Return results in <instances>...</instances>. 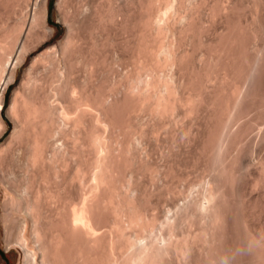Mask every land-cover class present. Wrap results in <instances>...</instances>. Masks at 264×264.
Segmentation results:
<instances>
[{"label": "bare ground", "instance_id": "bare-ground-1", "mask_svg": "<svg viewBox=\"0 0 264 264\" xmlns=\"http://www.w3.org/2000/svg\"><path fill=\"white\" fill-rule=\"evenodd\" d=\"M65 1L66 4H65ZM71 1V0H70ZM77 2H74L73 0L71 1L74 2L75 5H73L74 7H72L71 9H73V16L71 15V12L68 9V12L69 15H68V12L65 11L63 16L65 17V25H67V33L65 34V36L58 40L57 42H54V43H50L51 40L53 39V37L55 36L56 34V29L52 26V25H49L48 24V20H49V5H50V0H0V135H3L6 133L7 131V124L2 116L3 114V108H4V104H5V92H6V89H7V86L9 83H11L12 81H14L16 79V76H17V69L19 67V65H21L22 62L26 61V58L28 56L29 53L31 52H35V51H39L35 57H33V61H32V64L31 66L28 68L29 70H26V76L25 78H23L24 80L22 81L23 83L22 86H21V90L23 89V93L19 90L20 87H18V92L17 90L15 91V94L17 92V94L14 96H17L18 93L19 94H22V97L21 96H17L18 98L14 99L13 100V104H11L12 106H10L12 109H10V111H14L15 114L17 117H16V125H15V128L12 130V132L9 134L8 138H7V141L5 144L1 145L0 146V152L2 150V152L8 150L7 154H10L8 156H10V158H14V159H11L13 161H15L16 166L19 164L22 165L20 167H23L24 165L26 167L24 168H31L32 169H35L38 171L41 172L42 174V171L44 173V175L42 174V177L40 176L41 174H39V176L37 177V173L38 172H34V174H37L36 175V182L35 180H31L29 179V181L27 180L28 178H30L31 176H34V174L32 175H29L30 173H28L29 171V168H28V172L26 173L27 174V179L23 178L25 181L22 180V178L18 177V174H17V171L16 169L19 167H15L16 169L14 170V162L12 165L13 167L10 168V166L7 167L8 170L7 171V177H9L10 181H12V188H10L11 192H9L10 194L8 199H6V201L4 200L3 201V213H2V216H1V221H4L3 224L5 223V226L7 229L6 230V235L9 237L6 239V243L7 244H14L16 242V244L14 245H23L25 247V251L24 252H27V254L25 255L24 257V262H22L21 264H72L71 262L73 261V264L75 262V264H235L234 262H236V264H239L240 263H243V259L246 260L247 256H250L252 257L253 254L255 256H253L252 258H254V261L253 259H251L250 257H248V260L249 262H247V260L245 261L246 264H252L251 263V260L253 262V264H257L256 261L258 262V264H264V237L261 238L262 236L264 235H259L256 233H254L255 231H252L253 229H251V227H253V224L251 225L250 223L251 222H248L246 221L247 219L244 220V217H243V224H246V225H243V227L245 226L246 229H247V234L245 233V235L249 236L247 238V241L251 242V243H247L246 241V238H244L243 240L239 237V239L241 241H243V244L245 245V241H246V245H245V250H246V246H248L247 244H251V247H250V255L249 252L246 253L249 254V255H245V257L243 258H240L241 261H239V255L237 254L236 249V241H234V247H230L228 245L230 244H233L232 242L231 243H227L224 248H223V242H222V239L226 238V233H228L229 231H224L221 232V228L222 231L224 229H229V226H230V220L227 218L226 214L228 213H225V210L222 212V213H225L224 215H222L221 211L222 209L220 210V208L222 207L221 205H223V208L226 209L228 206V202L227 199V195L225 194L226 198L225 199V196L222 197V195H224V193H222L221 196H219V192H223V190L219 191L220 187L218 186V191H217V185L218 183H216L217 181L214 180L212 181V183L214 182L215 185H216V188L214 186V184H210L211 186H209V184L207 185V187L210 189V187H214V189L212 190H209L210 192H208L207 190V194L205 193L206 191L204 192H201V195L202 198L204 196V199H202L201 201V196L199 198H197L195 196V200L193 198H191L190 200H187L190 196L188 195L184 200L185 202H187L186 206H184L183 204L181 205L180 203L179 204H176L177 206H174L177 210H174L175 208H173L174 211H176L174 213V211L170 208L168 211L166 210V213L164 212L162 214V217L161 216H158L157 219L154 218V220H149L150 218H147L146 216L142 215L141 216H137L139 214H136L138 212L135 211V208L136 206L133 204V208L131 206V204L128 206L129 209H134L133 211L136 212V213H133L132 212H129L130 214L129 215H132V214H136L135 217L134 215V218H132L133 216H129L128 218H126L127 216H125V221H120L123 219V217L121 216L122 212L123 211H128V207H126L129 203V202H125V201H128L130 200V203H134V201L131 199H128V196L130 193L126 192V189L127 186H124L125 184L122 183V179L123 181H125L126 183V180H125V177H124V174L127 171L128 169L130 170H133V166H131V164L129 165V163H132L133 160H135V153L134 151H132L133 148H135V144L132 148V146L130 148H127V145L128 147L130 146V144L133 143V140L132 138H128L129 137V134L127 133V129L125 130L124 126H126V124L128 123H122V122H129L128 125H130L131 121L133 120V118L135 119L136 116L132 117V115H128V116H131L129 117L130 121H127L125 120V114L123 115V112L121 111L122 110V106L120 103H122L124 99H126L127 97H131L130 98H127L129 99V103L130 104H133L135 106H137V103L139 104L140 101H145L146 98H139L141 95L143 97L146 96V94H149L147 95L148 97H153V98H158L159 101L162 100L161 96L164 94V93H169L167 96L171 99V97L175 94V95H178L180 97V95L183 93L182 92V88H184V85L182 84L183 83V77L182 76H187V79H191V76L195 75V74H198L197 72L194 73L195 71L193 70H196L197 69H201V68H197V69H191L189 66H185V61L184 59L185 58V54L182 55L184 56V59L182 57L181 59V54L176 52L178 51L177 48H179V45H181L183 42H180L182 40V38H179V35L183 34V33H180L178 34L177 31L180 30L181 32V28L185 26V23L188 21L189 17L192 16V12L190 13L191 9L192 11L194 9H196V7L198 8V6H194L195 7L193 9V7L191 8L190 6H187V7H190L191 9H186V6H183V2L184 0H126L125 3H124V7L123 6V1L122 0V3H121V0H76ZM161 1H164L166 2V4L163 6L165 8L162 9V3H160ZM59 2V1H58ZM69 2V0H64L63 2H61V5L62 3H64V6H67V3ZM126 2L129 4H132L131 5V8L128 7V4L126 5ZM77 3V4H76ZM159 4L160 7H157L158 9H160L159 11H157L156 9V4ZM180 3H182L181 5H179ZM186 4V1L184 2ZM57 4H60L57 3ZM129 4V5H130ZM71 4L68 3V6H70ZM71 5V6H72ZM179 5V6H178ZM187 5V4H186ZM59 6V5H58ZM57 6V7H58ZM67 6V7H68ZM147 6V7H146ZM178 6V7H177ZM181 6V7H180ZM128 7V8H127ZM180 9H185V10H189V13L186 14L185 10L182 11L180 10L179 13H178V10H176L177 8ZM185 7V8H184ZM59 8V7H58ZM144 8H149V10L147 12H145L146 10ZM66 9V10H67ZM176 10V11H175ZM198 10V9H196ZM72 11V10H71ZM182 11V12H181ZM174 12H177V14H179V16H181V18L179 17L178 18V15H177V20L180 21L179 19H181V21H183L182 19V15H184V12L186 15L184 16H188L190 14V16L185 17L187 19L184 20V26H182L181 24V28L179 29L178 27H174L171 19H174V17H172L175 13ZM195 13H197V15L194 17V18H197L198 16V12L196 11H193ZM174 13V14H173ZM183 13V14H182ZM182 14V15H181ZM193 14V16H194ZM68 15V17L66 16ZM71 16V18H70ZM183 16V18H184ZM91 19V21H95V23H92L93 27L90 29L88 28L87 26V21L86 19L89 18ZM172 17V18H171ZM176 18V17H175ZM194 18H190L191 20L190 21H194L192 19ZM90 19L88 21H90ZM86 22H85V21ZM144 20H146V23L144 22ZM176 20V19H174ZM187 20V21H186ZM82 24H80V26L78 25L80 22H82ZM177 21V22H178ZM196 21V20H195ZM84 22L86 24H84ZM144 22V23H143ZM174 22V21H173ZM177 22H174L175 25L177 26ZM192 22L187 23V25L189 24L190 25V28L188 33L191 32V31H194V29L197 26V23L195 25V23L193 24ZM177 23V24H176ZM192 23V24H191ZM86 25L85 27L91 31H87L88 33H91V36L93 37L94 41H93V44H91L89 47L86 45L88 43V41L86 40L87 37H86V33L82 34V32L80 31V29L82 31H85V27L84 25ZM143 24H146L144 25V27H148L146 28L145 27V31L142 29V25ZM37 25H39V27L41 26L42 29H38V27H36ZM82 25V26H81ZM91 25V26H92ZM122 26V27H126L129 29L130 25L132 27H130V29H125V28H122V29H125L126 31L124 32H130V35L129 33H127L128 37H126L128 41V38H129V42L127 43V41L123 44V49H126L128 50V46L127 44H130L131 43V40H134L132 41L133 43V47H130L129 48V51H132L133 52V48H137V53H132L134 56H136V59L137 62H135V58L134 56H132V59L135 60L133 62V60L131 59V61L129 62L130 64L128 65H131L133 64L134 66L136 65L135 63H138L133 69V67L131 66H128L127 64H121L123 66V68L127 65L130 70V67L132 69L129 71V74L128 76H136L135 78L134 77H129L130 80H128V76H123L126 75V71L127 70V66L124 68L125 70V73H123L122 75H120V69L119 73L116 72L117 68L116 66H114V64H110L108 63L107 64V61L106 60L108 58V56L106 54H104L102 52V50L99 49L98 46H101V42L99 43L98 41V38L96 37V35H103L105 32L107 34H105L107 37H109V40L108 41H112L113 42V38L111 37H114L113 33L115 30V28L118 26L119 27ZM148 25V26H147ZM188 25V26H189ZM193 25H195L196 27H194ZM241 25V23H240ZM239 25V26H240ZM80 28H79V27ZM129 26V27H128ZM186 26V27H188ZM192 26V28H191ZM238 26V27H239ZM36 27L35 30L37 31H41V33L39 32V36L36 35L38 33H34L33 32V29ZM151 27V29H150ZM185 27V28H186ZM241 27H243V30H241L242 28H238V30L240 29V31L236 30V34L235 37L237 36L238 40H236V43L235 44H238L237 41H239L241 39V37H245V34L243 35L242 32H245V30H247L248 32V29H246L245 26H243V24L241 25ZM120 28V27H119ZM199 28L198 27V31H199ZM245 28V29H244ZM86 29V30H87ZM118 29V28H116ZM148 29H150L149 31L151 30H154L156 33H160V34H156L152 32H148ZM166 29V30H165ZM179 29V30H178ZM184 29V28H183ZM182 29V30H183ZM192 29V30H191ZM195 29V31H197ZM201 29V28H200ZM142 30L144 31V33H146L145 35H147V32L149 35L148 38L149 39H152V41L154 39H161L162 38V34H165L167 30L168 33H170V35L173 33H176L178 36L176 38V35H175V38L179 41V45L177 46V42H175V46H173L172 44L169 43H165L166 42V39H169V37H174V35L172 36H169L166 35V36H169L167 37L166 39L163 38L161 39L162 40H165L161 45H162V48L160 46L159 50H155L157 49L158 47V39L156 41V43L154 42L155 46L152 47L154 48L152 50L149 49V47H151V42L150 45H148L146 43V41L144 42V39L146 38V36L143 34ZM147 30V31H146ZM164 30H165V33H164ZM177 30V31H176ZM185 30V29H184ZM191 30V31H190ZM36 31V32H37ZM163 31V33H161ZM172 31V33L170 32ZM186 30L185 31H182V32H187ZM117 32V31H116ZM43 35L41 36L40 34ZM238 33H240V39H239V35ZM241 33H242V36H241ZM246 33V32H245ZM254 33V32H253ZM94 34H96L94 36ZM113 34V35H112ZM36 35V36H35ZM104 35V36H105ZM112 35V36H111ZM165 35H163L165 37ZM180 37H183V40L185 39L184 36H187L186 34L182 35ZM247 35V33H246ZM256 36V33L253 34V36ZM145 36V38H144ZM156 36H159L156 38ZM161 36V38H160ZM248 37H250L249 33L247 35ZM254 36V37H255ZM95 37V38H94ZM151 37V38H150ZM235 37L232 38L235 40ZM248 37L247 40L249 39ZM97 38V39H96ZM243 39L244 40H246ZM221 38L219 39H216V41L214 43H211L212 46L214 44V50H215V46L217 47L218 45H220L217 41H219ZM223 39V38H222ZM221 39V40H222ZM230 40L233 41V40ZM124 40V41H125ZM220 40V42H221ZM245 41L243 42L242 39L239 41L240 42H243L242 44H244V46L246 47L247 45V48L249 47V43L248 41ZM150 41V40H149ZM161 41L159 42V44L161 43ZM168 41V40H167ZM199 41H201V38L199 39ZM224 41V40H223ZM222 41V45H223V42ZM111 42V43H112ZM135 42V44H134ZM218 45H216L217 43ZM247 42V43H246ZM181 43V44H180ZM200 44L203 42H199ZM45 44L46 47L44 49L41 50V47L44 46ZM144 44H147V47H148V50L146 51L145 49L143 48H146V45ZM153 44V45H154ZM164 44H169L173 47H175L172 51V48L171 47H167L166 45L164 46ZM174 44V42H173ZM234 44V45H235ZM246 44V45H245ZM131 45V44H130ZM152 45V46H153ZM168 45V46H169ZM204 45V44H203ZM208 44H206L207 46ZM210 45V44H209ZM220 45V51L222 53H224L225 49H228L226 50L227 53L223 54L224 57L227 56V58H224L220 53L219 50H216L215 51H212L210 49L212 48H207V51L209 50V54L208 56H211V57H207L208 59L212 58V56L214 54H216V51H219L220 54H216L217 56L214 55V57H218L217 59L216 58H212L215 59V64H217L218 62H223L224 59H225V63L226 65H224V67L226 66V68L228 67V70L230 69V71H224L222 70L223 66H222V63L220 65V63H218L217 65H220V68H222L221 70L219 69V66L217 67V65L214 64V67L213 66V63L214 62H210L213 66V68H211V64H208L207 61H212V60H206L204 61V58L202 59L204 61V64H201L202 65H205L206 62L208 64V68L206 69L205 66H202V65H199L200 67L203 68V70L205 69V71H210V69H214V70H219L220 71V74L219 75H224L225 73L224 72H228L229 74H225L227 76H223L222 77H219L218 75H215L213 74V71H210L207 73V76H206V72H205V76L209 79L212 80V76L214 75V77L216 79H218L217 77L221 78V81L220 83L223 81L225 82L228 77L230 78L229 80L233 83H235L236 81H239L238 83L239 84H234L236 85V88L238 87L237 85H239V87L241 89H239V87L237 90L235 87V89L240 93V91L242 90V87L240 84H242V80L240 78V76L242 75L241 74H238L239 72V67L242 68V66H244L245 64V61L246 59H244L245 57L247 58L248 57V62L247 65H251L252 69L250 68L249 71H253L254 67L257 65L260 66L262 64V61L264 60V48L262 50V47L261 46H258L259 48L256 47V52L255 51H251L249 53V50H248V54H244L243 53V50L244 49L243 47H241V43H240V47H237L238 49L236 50V45L235 47L232 46L235 51H238V53H240V49H241V53L243 54V56L245 55V57L243 58L242 57V54H237V52L235 53V51H233L234 49L229 45L227 48L226 46L223 45ZM231 45H233L231 43ZM132 46V45H131ZM164 47V48H163ZM209 47V46H207ZM211 47V45H210ZM230 47H231V50H230ZM261 47V48H260ZM264 47V46H263ZM221 48H223V50H221ZM225 48V49H224ZM240 48V49H239ZM247 48H245L246 52H247ZM125 49V50H126ZM133 49V50H131ZM177 49V50H176ZM250 49V47L248 48ZM260 49V50H258ZM123 50V52L125 51ZM151 51L152 50V53L155 52V54L153 55L154 57H152L151 52H150V57H152V61L155 60L153 58H156L157 62L159 63V61H162V64L164 63L163 60L161 58H163V56L161 55H158V51L159 53L162 52L163 50V54H164V57L166 55H170V53L174 52L175 50V54L173 55L172 54V58H170L171 60H173L174 58V62L175 61H179V59H177V57H174L175 55L182 60L184 61L182 65L185 66V70H186V74L182 75L183 72L185 73V70H181L182 67H180V65L182 64V62L179 61V68L177 69L179 71V69L181 71H179V73L181 74H176L177 73V70H176V73L175 72V64L174 62L172 64H174L173 66V75L176 74L178 75L177 77L180 78V76L182 77L181 78V81H177V77H174L172 75V72H171V65L169 62H168V65L170 64V67L168 68L171 72V75L169 77V75H167L168 73L164 74L162 73L164 70L167 69V64L166 65H156L157 62L156 60L154 62H152V65L149 66L150 68L153 66V69H154V66L155 67H160V68H163L164 69H160L161 74H159V68H155L154 70L152 69H148V67L145 66V68H147V70L144 68V70H141L143 69L141 67V63H142V60H139V55H143L145 56L146 54L143 52L146 51ZM155 50V51H154ZM171 50V51H170ZM129 51H125V52H129ZM136 50H134L135 52ZM140 51L142 53H140ZM157 51V52H156ZM206 51V50H204ZM212 51V53H211ZM229 51V52H228ZM234 52V54L232 52ZM103 53V55L107 56L106 58L101 54ZM215 52V53H213ZM252 52L254 53V55L252 56ZM120 53V52H119ZM117 54L120 55V54ZM208 53V52H207ZM123 53H121V56L119 57L118 60H120V58L122 56L123 59L125 58V53L124 55H122ZM127 54V53H126ZM136 54V55H135ZM148 54V53H147ZM212 54V55H210ZM227 54H233L232 56H235L236 54V59L237 61H234L233 63H236L238 62V60H242L241 58L238 59V56L239 57H242L244 60L243 63L239 60V64L236 63L233 64L232 62H230V60L233 58L229 57V55ZM251 55V59L252 60H249V57ZM262 54V56H261ZM129 55V54H128ZM140 55V56H141ZM148 55V56H149ZM156 55V56H155ZM205 55L206 52H205ZM226 55V56H225ZM230 55V56H231ZM238 55V56H237ZM241 55V56H240ZM249 55V56H247ZM142 56V57H143ZM160 57V59H158ZM220 56H222L224 59L221 61H219L218 59H220ZM117 57V58H118ZM141 57V58H142ZM168 57H171V56H166L164 61L165 60H169ZM221 57V58H222ZM140 58V59H141ZM144 58V57H143ZM142 58V59H143ZM229 58H231L230 60H228ZM261 58V59H260ZM105 59V60H104ZM235 57H234V60H236ZM260 59V61H259ZM122 60V59H121ZM120 60V61H121ZM144 60V59H143ZM171 60H169L171 62ZM201 60V61H202ZM106 61V64L104 63ZM166 61V63H167ZM202 61V62H203ZM227 61H229L231 64H232V67L230 65L227 66V64H229ZM260 62V63H257V62ZM117 62V61H116ZM141 62V63H140ZM227 62V63H226ZM241 62V64H240ZM155 63V64H154ZM251 63V64H250ZM105 64V65H104ZM144 64V62H143ZM154 64V65H153ZM161 64V63H160ZM177 64V63H176ZM206 64V65H207ZM101 65H104L106 66L107 68V65H110V66H113V70H114V67H115V72L112 70V68H108L107 70L109 71L107 73V71H103V69L101 68ZM116 65V64H115ZM140 65V66H139ZM237 66L236 68L233 67V66ZM242 65V66H241ZM109 66V67H110ZM144 67V65H142ZM162 66V67H161ZM210 66V68H209ZM222 66V67H221ZM205 67V68H204ZM255 68L254 72V75H255V72L256 70L259 68ZM101 68V69H100ZM104 68V67H103ZM187 68L192 71L190 73H193V75L189 74L188 76V70ZM231 68L233 69V71L231 70ZM102 70L103 71V74H105L104 76L106 78L107 77V74H110L111 76H109V80H107L106 78H104L103 81L107 80L109 83L112 84L111 82V78L114 77L113 74L116 73L119 74L121 76V80H118L120 78L119 75L115 76L114 79L116 77H119L117 80L115 79V82L117 81H120V82H123V83H118V85L114 84L115 82L113 81L114 79H112V81L114 82L112 84V86L108 85L107 89L106 86H105V82H103V84H100V86L97 87V85H95V81H93L95 78V74H97L96 72H100L99 71ZM156 69L158 70L156 72V74H159L161 75V77H159L158 75L154 74L156 71ZM236 69V70H235ZM238 70V72H236ZM244 69H249L247 68V66H244ZM112 70V71H110ZM122 70V69H121ZM124 70H122L124 72ZM135 70V71H134ZM136 70H137V75H136ZM142 71V75H141V71ZM146 70V72H144ZM132 71V72H131ZM148 71H151L150 74ZM231 71L238 74L239 78H237L238 76H235V74L233 75L234 78H236V81L233 80L234 78L230 75H232ZM244 70H242L243 72ZM105 72V73H104ZM110 72H112L113 74H111ZM135 72V73H133ZM169 72V71H168ZM169 72V74H170ZM182 72V73H181ZM203 72V71H201ZM215 71L214 73L215 74H218L219 72ZM222 72V73H221ZM241 72V71H240ZM131 73H133L131 75ZM143 73L144 75L146 76V74L150 77L152 76L149 80L152 81L153 77H154V80L152 81V83L155 81V83L157 82V84L153 83L154 85H152V83H148L147 84V79L145 77V81L143 78ZM146 73V74H145ZM151 73H153L151 75ZM231 73V74H230ZM250 73V72H249ZM247 74V71L245 70V74H247L246 77H243L246 79V82L248 81V83H251V80H249L250 78H253V75L250 73V74ZM200 74V73H199ZM236 74V75H237ZM244 74V73H243ZM113 75V76H112ZM191 75V76H190ZM201 76H203L202 74H200ZM200 75H197L196 76V80H195V83H194V79H195V76H193V81L192 80H186L188 85H190V83H194L196 85H192V88L190 89L189 87L186 86V81H184V84H185V89H187L188 91L189 90H194L195 87L197 88V83L196 81H198V83L200 81H204L206 83L207 82V78H201ZM208 75H212L211 77L208 76ZM155 76H157V81L155 80ZM184 76V77H185ZM198 76L200 78H198ZM203 76V77H205ZM249 76H251L249 78ZM111 77V78H110ZM124 77H127L126 81L123 80ZM148 77V78H149ZM190 77V78H188ZM232 77V78H231ZM162 78V80H161ZM165 78V80L163 79ZM198 78V79H197ZM227 78V79H225ZM134 83H133V80ZM158 79L159 82H158ZM186 79V78H185ZM225 79V80H224ZM239 79V80H238ZM123 80V81H122ZM132 82V84L130 85L128 83ZM183 80V81H182ZM227 80V81H229ZM253 80V79H252ZM124 81H125V84H124ZM165 81L166 85L164 84L162 86V89L167 88V90H162L161 87H157V86H160V84L162 85ZM181 82V83H177V82ZM189 81V82H188ZM202 81V82H203ZM210 81V80H209ZM216 80L214 81H211L213 83H215V85L217 86V84H219ZM227 81L225 83H227ZM229 81V82H230ZM235 81V82H234ZM244 81V80H243ZM94 82V83H93ZM129 84V87H125L127 85V83ZM147 84V86H149V89H150V86L158 91V93L160 94L159 96L158 93H156V97L155 95H151L154 94V89H150V91H148L149 89H145L144 87H142L145 83ZM175 84H174V83ZM200 82L198 87L200 86L202 89L203 87H205L207 84L205 83L204 85H202ZM222 82V85H224ZM227 83L225 86V89H229V90H225L224 89V86L221 87L222 90H220V86L218 85L217 87H219L218 91L216 90L217 87H215V85H213V89H214V92L217 91V93H213V90H212V97L213 95L215 94V96L217 98H221L220 95H222V97L228 95L229 96V93L231 96V98L229 97H225L224 100H228L227 102V106L225 107L227 110H229V112L224 108V106H222L224 109H225V114L227 116V118H223V121L224 122H228L229 118H230V115H231V118L234 117L232 115H235V111H239L240 109V106L238 107L237 106V103L238 100L237 99H240L239 101H241V98H243L241 95V97L239 98V94L237 95L236 93L237 92H233L235 91L234 88H231L233 83ZM245 82V81H244ZM243 82V83H244ZM245 82V83H246ZM160 83V84H158ZM178 85V87L180 86V84H182V88H178V91L180 89V91L182 92L181 94H178L179 92L176 90L177 88H175L176 86L175 85ZM244 83V84H245ZM108 84V83H106ZM124 84V85H123ZM143 84V85H142ZM151 84V85H150ZM201 84V85H200ZM104 85V87H103ZM115 85V86H114ZM123 86V87H120V86ZM142 85V86H141ZM156 85V86H155ZM175 86L172 88V86ZM190 85V86H191ZM221 85V86H222ZM233 85V86H234ZM243 85V84H242ZM96 86V87H95ZM146 86V87H147ZM231 86V87H229ZM112 87V88H111ZM115 87V88H114ZM117 87V88H116ZM119 87V88H118ZM144 89V92L145 95L142 93V89ZM171 87V88H170ZM198 88L195 89L196 91H198V94L197 92L195 91V93H193L194 95L196 94V96L199 95L201 100H205V97H202V93H200V89L201 88ZM228 87V88H226ZM160 90H158V89ZM165 88V89H166ZM189 88V89H188ZM113 89V90H111ZM116 89V90H115ZM171 89V90H170ZM177 91L175 93V91ZM182 89V90H181ZM201 89V90H202ZM231 89V91H230ZM233 89V90H232ZM148 92H147V91ZM171 92H170V91ZM173 90V92H172ZM186 90V91H187ZM205 90V89H203ZM132 91V92H131ZM167 91V92H166ZM169 91V92H168ZM184 91V90H183ZM187 91V92H188ZM207 91V90H206ZM204 93V95L206 96V93L207 96L211 95L210 92H206ZM222 91H226L225 93ZM230 91V92H229ZM150 92V93H149ZM163 92V93H161ZM186 92V93H187ZM194 92V91H193ZM202 92V91H201ZM221 92V94H220ZM233 92V93H232ZM133 93H135V96ZM171 93H173L171 95ZM220 95H219V94ZM232 93V94H231ZM243 92L241 91L240 94H242ZM130 94H133L134 95V100H133V96L130 95ZM162 94V95H161ZM185 94V92L183 93ZM182 94V95H183ZM234 94H236V99H235V96ZM129 95V96H128ZM140 95V96H139ZM151 95V96H150ZM166 96V94H164ZM163 95V96H164ZM224 95V96H223ZM139 96V97H138ZM141 96V97H142ZM146 96V97H147ZM164 96V99L163 100H169V98L166 96L165 98ZM219 96V97H218ZM234 96V98H233ZM138 97V98H137ZM174 97V96H173ZM172 97V98H173ZM177 97V96H176ZM175 97V98H176ZM211 97V96H210ZM208 97V100H210L211 98ZM212 98V99H217V98ZM238 97V98H237ZM21 98V99H20ZM138 101H136L137 99ZM161 98V99H160ZM168 98V99H167ZM204 98V99H203ZM227 98V99H226ZM229 98V99H228ZM19 99V100H18ZM120 99V100H119ZM126 99V100H127ZM136 99V100H135ZM144 99V100H143ZM156 99V100H158ZM207 99V97H206ZM210 100V102H212L213 100ZM232 99V103L231 104L230 100ZM235 99V100H233ZM20 100H22L20 102ZM120 101L119 105L121 107V110H120V113L119 115L121 116V118H123L124 120L121 119L119 117H115V119H110V117H113L115 115H111L113 109L117 108V102ZM124 100V101H126ZM130 100H133L130 102ZM220 102H217L220 104L222 103L220 99H218ZM222 100V101H224ZM19 101V102H17ZM137 102V103H136ZM214 102V101H213ZM226 102V101H225ZM19 103V104H18ZM126 103V102H125ZM128 103V101H127ZM142 103V102H141ZM216 102L212 103V104H215ZM216 103V104H218ZM236 103V106L239 108H237V110H235L234 108V105ZM242 102H240L241 104ZM228 104H231V105H228ZM239 105V104H238ZM16 106H18V110L15 109ZM134 106V107H135ZM230 106H232V111L233 112L234 110V113H230ZM119 107V109H120ZM133 107V105H132ZM229 107V109H228ZM223 108H220L224 111ZM15 109V110H14ZM6 111V110H5ZM19 111V113H18ZM13 112V113H14ZM116 112V110L114 111ZM113 112V114H114ZM117 112H119V110L117 109ZM116 112V113H117ZM228 112V114H227ZM5 113V112H4ZM115 113V114H116ZM230 113V115H229ZM110 114V115H109ZM110 117H109V116ZM117 115V114H116ZM19 116V117H18ZM103 116H105L103 118ZM124 116V117H123ZM127 116V117H128ZM105 119L107 121V119L109 118L108 121H115L116 119V123L118 126L117 128H122L121 127V123L124 124L123 126V129L122 130H125V132L128 134H124V131H123V134L124 136L126 135L128 140L127 139H122L121 140H125V141H128L131 139V143L129 142V144H127L128 142H125L124 141V144L123 142H121V140H119L123 145H121L120 143V147H117L116 148H119L117 150H115V154H113L111 151H109L110 149H112V147L114 148L115 146H112V145H116V144H111L112 140L109 139V137L111 136V132L108 130L109 128H107V126H110L111 122H106L104 121L103 119ZM107 118V119H106ZM114 118V117H113ZM132 118V119H131ZM230 118V119H231ZM119 119V120H118ZM228 120V121H227ZM135 120H133L132 124H134ZM112 122V123H113ZM120 122V124H119ZM223 122V125L227 124V123H224ZM107 123H110L109 125ZM115 123V122H114ZM115 124V126H116ZM114 125V124H112ZM98 127L104 129V130H107L106 131V135L107 136H103L101 133H102V130H98ZM98 131L100 133H98ZM110 132V133H109ZM104 135H105V132L103 131ZM108 133V134H107ZM110 134V136H109ZM122 136V137H124ZM125 136V137H126ZM111 138V137H110ZM108 139L109 141H111L110 143L108 142ZM107 143H109V146ZM127 145H126V144ZM118 144V146H119ZM6 145V146H5ZM110 147V149L108 148V146ZM126 145V146H125ZM133 145V144H132ZM3 148H7V150L5 149L3 151ZM114 148V149H116ZM127 149H130V152L132 154H135L133 156H130L131 153L129 154V151ZM134 150V149H133ZM113 151V150H112ZM128 151V153H127ZM1 152V153H2ZM2 153L3 155L6 153ZM118 152V155H116ZM0 153V155H2ZM6 154V155H7ZM129 154V155H128ZM3 155L0 157V159L3 157ZM113 155H114V158H113ZM116 158V159H115ZM131 158H134L132 159V161L130 162V159ZM17 161V162H16ZM251 162V160H250ZM258 162V161H257ZM248 165H249V162H247ZM254 163V161H253ZM130 167H129V166ZM132 165H134V162L132 163ZM127 168V169H125ZM34 170V171H35ZM130 170V171H131ZM26 171V169H25ZM33 171V170H32ZM31 171V173H32ZM39 172V173H40ZM124 172V174H123ZM132 173V171H131ZM134 173H135V169H134ZM132 173V174H134ZM123 174V175H122ZM26 175H24L23 177H25ZM123 176V177H122ZM125 176H127V174H125ZM112 178H113V184H116V182L118 183L117 185H120L122 186L120 183L123 184V190H124V194L126 192L127 195H125L124 197V201L122 200V193H123V190L122 188L120 187V189L116 188L117 185H114V187L116 188V190L120 191L121 190V197H119L118 195H115L117 193H112V190L114 192L115 188L113 187L112 190H110L111 185L113 186L112 183ZM120 178V179H119ZM38 179V181H37ZM27 180V181H26ZM116 180V182H115ZM119 181V182H118ZM121 181V182H120ZM135 181V180H134ZM210 181V182H211ZM132 184V182H130ZM130 189H127V191L131 192L133 190H131V188L134 187V185H128ZM131 186V187H130ZM133 186V187H132ZM118 187V186H117ZM135 187H137V185H135ZM134 187V188H135ZM216 189V191H214ZM108 190H110V193L108 192ZM136 190V188H135ZM134 190V191H135ZM107 192V194L109 193L111 195L109 198L113 200V198L115 199L114 196H116V199H120V200H116L117 202H122L121 203V206L119 207V209H122L121 211L118 210L116 208V206H114V204L116 205V201L113 200V202L111 200H108L107 198V201L104 199L105 196H107V194H105ZM136 192H138V188H137V191L133 192L135 193V195L133 194V197H131L132 199H134L135 201L138 200L140 198V200L136 201V202H139L141 201V194L138 192L137 194H140L138 195L139 197L137 198V194ZM120 193V192H119ZM132 193V192H131ZM221 194V193H220ZM120 195V194H119ZM131 195V194H130ZM109 196V195H108ZM135 196V198H134ZM127 197V198H126ZM193 197V196H191ZM219 197H221L222 199H220ZM7 198V197H6ZM219 198V199H217ZM224 198V199H223ZM126 199V200H125ZM199 199V200H198ZM222 202H219L221 201ZM225 200V201H224ZM182 202V203H185V202ZM192 201V202H191ZM118 202V203H119ZM219 202V203H218ZM224 202H227L224 204ZM126 203V204H124ZM189 203V206L187 205ZM220 203H222L220 205ZM124 204V205H123ZM117 205H120V204H117ZM126 205V206H125ZM179 205H181L179 207ZM191 205V206H190ZM123 206V208H121ZM125 206V207H124ZM131 207V208H130ZM190 207H193V208H190ZM220 207V208H218ZM226 207V208H225ZM110 208H112L111 210L114 211V213L110 210ZM127 208V209H125ZM180 208V209H179ZM188 208L192 209L191 212H189ZM107 210V211H106ZM111 211L112 213V218L114 219L113 216H115V219L114 221L112 220V223L110 221V218L111 216H109L108 213H105V212H108ZM130 210V211H131ZM125 211V213L123 212L122 215L126 214L127 212ZM171 211L172 214H171ZM227 211V209H226ZM168 212V213H167ZM110 213V212H109ZM132 213V214H131ZM105 214L109 217H106ZM114 214V215H113ZM119 216V217H118ZM148 219L149 220V223L151 224H148L147 221H145V219ZM223 216H226L227 219H225ZM245 216V215H244ZM196 218L198 220V223L197 224L195 221V219H193L192 221L195 222L197 224H192V225H195L197 228L199 227L200 230L198 229H193V227L195 226H192L189 224V221H191V218ZM105 218L106 221H105ZM111 218V219H112ZM119 218H122V219H119ZM246 218V216H245ZM156 220V221H155ZM189 220V221H188ZM228 220V221H226ZM249 220V219H248ZM107 221H110V225ZM120 221V222H119ZM129 223H128V222ZM155 221V222H153ZM191 221V222H192ZM225 221L226 222H229V223H226L228 225H226V228H225ZM106 222V223H105ZM125 222V224H127L126 226L123 225V228H122V224ZM127 222V223H126ZM186 222V223H185ZM187 222L188 224L190 225V228L192 229V231L190 229H187L186 231V228L189 226L187 225ZM246 222V223H245ZM105 223V224H104ZM108 223V224H107ZM122 223V224H120ZM249 223V224H248ZM232 224V223H231ZM131 227L129 230L126 228V227ZM184 225L186 228H184ZM200 225V226H199ZM125 226V228H124ZM192 226V227H191ZM195 227V228H196ZM232 228V226H230ZM244 227V229H245ZM183 228V230H182ZM230 228V229H231ZM127 229V230H126ZM229 229V230H230ZM122 233L119 234L120 231H122ZM126 230V231H125ZM133 230V231H132ZM182 230V231H181ZM193 230H196V231H193ZM199 232H198V231ZM129 231V233H127ZM131 231V232H130ZM226 232V233H225ZM222 234H224L225 236H222ZM124 237L125 239L121 238L120 237ZM250 240H249V239ZM9 239V240H8ZM120 239V240H119ZM123 243L126 242V245H124V247L126 248H123V245L121 247L120 244H123L122 242L120 243V241H123ZM224 242H226V240H224ZM238 239V242H240V240ZM234 240V239H233ZM232 240V241H233ZM15 241V242H13ZM9 242V243H8ZM119 242V243H118ZM227 242H228V239H227ZM20 243V244H19ZM120 245L119 248H117V246H119L118 244ZM11 244V245H12ZM13 245V246H14ZM240 246V245H239ZM7 247H9V245H7ZM11 247V246H10ZM229 247V249H236L235 250V253L234 250L232 251H229L228 253V250L226 251V249ZM244 247V246H243ZM23 248V247H22ZM124 249L121 251V249ZM223 248V249H222ZM248 248V247H247ZM252 248V249H251ZM9 249V248H8ZM120 249V250H118ZM126 249V250H125ZM224 250L223 252H225V255L223 254V252L221 251ZM10 250V249H9ZM24 250V249H23ZM253 250V252H252ZM118 251H121L120 254ZM198 251V256L196 259L194 257L195 254H197ZM227 252V253H226ZM255 252V253H254ZM234 254L231 255V254ZM223 254V255H222ZM226 254H230V257L229 255L226 256ZM236 255V256H235ZM225 256V258H224ZM231 256L235 259H233L234 261L231 262L232 260H230ZM239 256V257H238ZM223 257V258H222ZM229 257V258H227ZM195 258V259H194ZM256 259V260H255ZM238 260V261H237ZM195 261V262H194ZM243 261V262H242ZM98 262V263H97ZM177 262V263H176ZM2 264V262L0 263Z\"/></svg>", "mask_w": 264, "mask_h": 264}, {"label": "rangeland", "instance_id": "rangeland-1", "mask_svg": "<svg viewBox=\"0 0 264 264\" xmlns=\"http://www.w3.org/2000/svg\"><path fill=\"white\" fill-rule=\"evenodd\" d=\"M58 1L60 2V4H57V3H59ZM63 1L64 0H54V6H53V10H52V14L51 15H52L53 22H55L58 25L56 26V25H54L53 23H51L48 20V24L49 25H52L56 29V31H57L56 34H55V36L53 37V39L51 40L50 43L57 42L58 40L62 39L65 36V34L67 33V25H65V22H64L65 21L64 20L65 17L63 15L66 14V13H64L65 11L68 12V9L67 8L70 7L69 10L71 12V15L73 16V13H72L73 12V9H71V8L74 7L73 6V5H75L74 2H77L76 0H73L74 2L71 3L72 0L71 1L69 0L68 3L71 4V5L73 4V5L72 6L71 5L68 6V3H67V6H68L67 7V6H64V3H62V5H61V2H63ZM125 1L126 0L123 1V6H124ZM185 1H186V4L187 5L184 3ZM66 2L67 1H65V4H66ZM184 2H183L184 5L182 3H180L179 5L182 4L183 6H186V9H189V10L193 7V5L194 6L195 5L198 6V8L196 7V9H198V10L194 9L195 7H193V9H194L193 11L198 12L197 18H194L197 15V13L193 12L192 9H191L190 13L192 12L191 13L192 16H190V14L188 15V16H190L189 19H188V21L190 23V22H192V21H190L191 20L190 18H194V19H192V20H194L193 22L195 23V25L197 23V26L200 27L201 29L199 28V31H198L197 30L198 27H196L195 25H193L194 27L197 28V29L195 28L197 31H195V29H194V31H191L192 30L191 29L190 30L191 32H189V34H187L188 31H189L188 28H190V25L189 24H188L189 26L187 25V23H188L187 20H186L187 21L186 23L184 22V20L188 18V16H184V15L188 14L189 13V10L180 9V7H181L180 6L179 8L176 9V10H178V13H179L180 10H182V11L185 10V12L187 11L186 14H185V12H184V15H182L183 13L181 14L183 21H181V19H179L180 21L177 20V15H178V18L179 17L181 18V16H179V14H177V12H174L175 14L173 13L174 15L172 16V17L175 16L176 18L174 17V19H176V20H174V19H171V20H173L174 22H177V21L179 22V23L177 22L178 24L176 23L177 24V26H176L175 23L172 21L174 27H176V28L178 26L181 28L182 26H184V23H185V26L181 28V32L179 30L180 29L179 27H178L179 28L178 29L179 31L176 30L178 32V34L183 33L182 35H184V34L187 35V36H184L185 37L184 40H183V37H180L181 34L179 35V38H182V39H180V40H182L180 42H183V43L182 44L180 43L181 45H179V41L177 40L178 39L177 38L178 35L176 34L177 32L173 34L172 31H170L172 33L171 35L172 36L174 35V37H169V36H171L170 33L167 32L169 30H167L166 33H165V30H166L165 29L164 30V33L166 35L169 34V36H166L165 34H162V38L160 36L161 39H163V38L166 39L167 37H169V39H166V42L165 43H169L170 42V44H172L173 46H175V44H176L175 42H177L176 45L177 46L179 45V48H177L178 51H176L177 49L175 51L181 54V59H182V57L184 59V56L183 55L185 54V58H186V59H184L185 62L182 61L179 58L180 56L179 57H178V55L177 56L176 55L174 56V57H177V59H179V61L181 60L180 62H182V64L180 65V67H182V65H184L183 64V62H184L185 63V66H189L191 69H193L194 67H195L194 69L201 68L200 70L197 69V71L196 70H193V71H195L194 73H196V72L198 73L200 71L199 73L202 74L203 76H205L204 74L206 72V76H207V74H209V73H207V71L209 69L207 71H205V69L203 70V68L200 67L199 65L204 64V61H206V60H212V58H216V57H214V55L217 56L216 55L217 53L220 54V53L223 52V51L221 52L219 50L220 47H221L220 45H222V41L223 40H224L223 41L224 42L223 45L224 44H225L224 46L227 45L226 48L229 45L231 47L232 46L235 47V45H236V48H235L236 50L238 49L237 47H240V43H241V45H242L241 47L244 48V49L241 48L243 50V53L244 54L245 53L248 54V50H249V53L252 50L256 52L255 49H256V47L259 48L258 46H261L262 47V50H263V48H264L263 47L264 46V0H184ZM121 3H122V0H121ZM160 3H162L161 4L162 5V9L165 8L163 6L166 4V2L164 1V3H163V1H161ZM160 3L156 4V6H155L156 9H157V11L160 10V9L157 8V7H160L159 6ZM127 4L128 3L126 2V5ZM129 4H128V7L131 8V5L132 4H130V5ZM187 6H190L191 8L190 7H187ZM124 7H126V6H124ZM144 9L146 10L145 12H147L149 10V8H144ZM70 12H68V15H69ZM193 14H194V16H193ZM68 15L67 16L65 15V16L68 17ZM183 16H184V18H183ZM185 17H187V18H185ZM70 18H71V16H70ZM89 19H90V17L86 19L87 22L85 20L84 21L87 23L88 28H90V27L92 28L93 27L92 23H95V21H91V19H90V21H88ZM85 22H84V24H86ZM144 22L146 23V20H144ZM182 22H184V23H182ZM82 23H83V21L80 22L78 25L80 26V24H82ZM240 23H241V25L243 24V26H245L246 29H248V32H247V30H245V32L247 33V35L249 33L250 37H248L245 32H242L243 35L245 34V37L244 38L241 37V39L243 41V39H245L246 37L249 38L248 40L246 38V40L249 43L248 46L250 47V49H248L249 47L247 48V45L246 44H245L246 47L244 46V44H242L246 40H244L243 42H240L239 43V41L241 40L240 39V35H239L240 33H238L240 40L237 41L238 44H235L236 43V40H238L237 36L235 37V35H237L236 34V32H237L236 30H238L239 27L242 28L241 30H243V27H241ZM144 25H146V24H143L142 25V29L143 30L146 27V26L144 27ZM85 26L86 25H84V27ZM186 26H188V27H186ZM36 27H38L39 30L42 29V27L41 26L39 27V25H37ZM36 27L33 29V32L35 31L34 33L35 34L38 33L36 35L39 36V32L41 33V31H37L38 29L35 30ZM86 27L84 29L85 31H82L83 29L82 30L80 29V31L82 32V34L86 33L85 34L86 37H87L86 40L88 41V43L86 45L89 47L91 44H93L94 39L91 36V33H88L91 30L87 29ZM119 27L117 26L116 28H118V29L115 28V30L117 32L114 31V33H113L114 35L112 34L114 36V37H111V38H113L112 39L113 42L111 41L112 43L110 41H108L109 40V37H107L105 35V34H107L106 32L103 35H96V34H94V36L96 35V37L98 38L99 43L101 42L100 43L101 46H98L99 49L101 48L100 50H102V52L104 51L103 52L104 54L107 53L106 55L108 56V58L106 60L109 59V61H107V64L110 61L112 62V63L110 62L111 64H114V63L116 64V65L114 64V66H116L117 70L115 69V67H114V70H113V66L107 65V68H106V66H104L106 64V61H105L104 62L105 64L104 65H101V68L103 69V71H104L105 68H106L105 71H107V73L109 72L108 71L109 70L108 68H110V69L112 68V70L114 72H115V70L117 72L120 69V71H121L120 72V75H122L123 73H125V70H126L125 67L128 64H130L129 62L131 61L132 56H134L133 54L134 53H137V48H135L136 46L133 48L134 50H136L135 52H134L133 49H131V50H133V52L132 51H129V48L130 47H133L132 41H134V40H131V43L130 44L132 46L130 44H127L130 47H128V50L126 49L127 46L124 43L127 40H125V39H127L126 37H128L130 35V32L131 31L130 32H124V31H126L125 29H128V28L122 27L120 25H119ZM130 27H131V25H130ZM130 27H129V29H130ZM148 27H146V28H148ZM122 28H125V29H122ZM183 28L186 31L187 30L188 31L187 32H182V31H185ZM191 28H192V26H191ZM43 29H42V31H43ZM131 29H132V27H131ZM150 29H151V27H150ZM150 29H148V32H152L153 31V33H155V35L156 34H160V33H156L154 30L149 31ZM143 30H142V32L145 35L146 34V33H144L145 30L144 31ZM241 30L239 29L238 31L241 32ZM148 32H147V35H145L146 38L144 36V38H145L144 39V42L146 41V43L147 42L148 43L151 42L152 39H153V37H154V36L152 37L151 35H149ZM43 33H44V31H43ZM43 33L40 34V35L42 36ZM127 33H129V35ZM161 33H163V31ZM242 33H241V36H242ZM255 33H256V36L254 35L255 36L254 37L253 34H255ZM148 35L151 36L152 39H149L148 38L149 37ZM163 35H165V37ZM175 35H176V38L177 39L175 38ZM157 37H159V36H156V38ZM234 37H235V40L232 39ZM200 38H201V41H199ZM219 38H221V39L223 38V39L222 40L220 39L221 42H220V40L217 41L220 45H218V43L216 42L217 43L216 45H218L217 46L218 48L215 46V50L217 48V50H219L220 53H219V51H216V54H214L212 56V58L208 59L207 57H211V56H208V54L210 52H209V50L207 51V48H209V49L212 48L210 50L215 51L213 49L214 48V44L212 46L211 43H214L216 41V39H219ZM157 39H158L159 42L161 41V39H159V38H157ZM157 39H154L155 41L154 40L153 41L156 43ZM231 39L233 41L230 42ZM153 41L151 43V47L148 46L149 49H151L152 47L155 46V44H154ZM164 41L165 40H162L160 44L158 42V47L155 50H159L160 46L162 48V45L161 44ZM128 42H129V38H128L127 43ZM173 42H174V44H173ZM199 42H203L204 45L202 43L200 44ZM233 42H235V43H233ZM231 43L233 45H231ZM123 44L126 46L125 47L126 50L123 49V46H124ZM134 44H135V42H134ZM147 44H144V45H146V47H147ZM206 44H208L207 46H209V47H207ZM209 44L211 45V47H210ZM46 45L47 44H45L44 46H42L41 47V50L44 49L46 47ZM148 45H150V43ZM165 45L167 47H171L172 48V51L175 48V47H173V46H171L169 44H168L169 46L167 44H164V46ZM223 45H222V47H223ZM148 47H147V49L146 48H143V49H145L147 51L148 50ZM231 47H230V50H231ZM245 48H247V52H246ZM153 49L154 48H152V50ZM227 49H225L224 50L225 52L221 54L222 56H223V54L227 53V51H226ZM235 49L233 51H235ZM241 49H240V53L242 52ZM123 50L129 51V52H125V51L123 52ZM152 50L151 51L149 50L148 52L144 51L143 54L145 53L146 54L145 56H143L141 54H140L141 56L139 55V60H142V63L141 62L140 63H141V67L143 69H141V70H144L145 66L148 67V69H151V70L153 69V66L151 68L149 66L152 65V62H154L157 57L156 58H153L155 60L152 61V57H154L153 55L155 54V52L152 53ZM204 50H206V51H204ZM221 50H223V48H221ZM258 50H260V49H258ZM159 51H158L157 56L158 55L163 56V58H161V59L165 63V64L163 63L164 65H166V64L168 65V62L170 64H172L174 62L173 61L174 58H173V60H171L170 58H172V54L173 55L175 54V51L173 53L171 52L170 55H166V56H171V57H168V59L171 60V62L169 60L168 61L167 60L164 61V59H165L166 56L164 57L163 50H162L161 53H159ZM212 51H211V53H212ZM38 52L39 51H35V52H31V53L28 54V56L26 58V61L22 62L21 65H19V67L17 69L16 79L14 81H12L11 83H9L8 86H7V89H6V92H5V101H6V96H7L8 92H9V101H8V104H7L5 113L3 112V114H2L4 120H5L6 124H7V131H6L7 134L5 133L3 135H0V146L6 143L9 134L15 128V125H16V122H17L16 121V117L17 116L15 114H17V113H15L13 110L10 111V109H12L10 106H12L11 104H13V100L14 99L18 98L19 96L22 97V94H19V93L17 95L18 97L17 96H14L15 91L18 89V87H20L19 90H21V86H22L21 83H23L22 82L24 80L23 78H25V76H26V70H29L28 68L32 64V61L34 59L33 57H35V55ZM150 52H151V54H150ZM205 52H206L207 55H205ZM236 52H237V54H240V53H238V51H235V53ZM103 53H101V54L103 55ZM118 53L120 54V55H118L119 57L121 56V53H123L122 55H124V53H125V55H126L125 58L123 59L124 56H122L120 58V60L121 59L122 60L121 61L118 60L119 59V57L117 56ZM140 53H142V52L140 51ZM182 53H183V55H182ZM213 53H215V52H213ZM232 53L234 54V52H232ZM149 54L152 55V57H150ZM106 55L105 56L103 55V56L106 58L107 57ZM210 55H212V54H210ZM227 55H229V54H227ZM230 55H229V57L233 58V60L231 58L228 59V60L231 59L230 62L233 63L234 61H237L236 54H235V56H232V55L230 56ZM249 55H247V56H249ZM251 55L253 56L254 53L252 52ZM251 55L249 57V60H252L251 59L252 58ZM136 56H134L135 60L138 58V57L136 58ZM161 56H159L158 59H160ZM222 56H220V59H218L219 61H221V59L223 60L224 58H227L226 55H225L226 57L223 56L224 58ZM261 56H262V54H261ZM234 57H235L236 60H234ZM242 57L244 58L245 55L243 56V54H242ZM242 57H239L238 56V59L239 58H241L242 60L246 59L244 66H247V68H249V69H244V66H242V65L241 66H242L243 69H241V67H239L240 65L239 66L237 65L240 70L237 69L236 72H238V70H239L238 74H241L242 73L243 76L245 75L244 77H246L247 74L250 72L253 75V78H250L251 76H249V78H250L249 80H251V83H248V81L246 82V79L242 75L241 76L239 75L240 78H241V80H242L241 82L243 84V85L242 84H240V85L242 87H244L241 90L243 92L242 94H240L241 91H240V93L237 91V90L241 89L239 87V85H237L239 87V89H237L238 87L236 88V85H234L236 82H237L236 84H239L240 83L239 82L240 80L238 79L239 81H236V78H234V76H233L234 74H235V76H238V74L235 73V72L233 74L232 71H233L234 68L233 69L231 68L232 75H230V76H232L234 78L233 80H235L236 82L235 81H234L235 83L231 82L232 80L230 81L229 80L230 79L229 77H228V79L225 78V79H227V80L230 81L229 82V81L226 80L227 83L228 82L229 83H233V85H234V86L232 85V87L231 86H229V87H231V88H234L235 87L237 89L236 90L234 88L235 91H233V92H237L236 94L237 95L239 94L238 95L239 98L241 96L243 97V98H241V101H239L240 99H237L238 100V102H236L237 103V106L238 107L240 105L241 106H240V109H239L236 106V103H235V105H234L235 108L234 109L237 110V108H238L239 111L238 110L237 111L234 110L235 111V115H232V116H234L232 118H231L230 113L233 114L234 111L231 112L232 111V109H231L232 106H230V109L231 110H230L229 115H230V118L231 119L229 118L228 119L229 121L227 120L228 122H224L223 121L224 116H225V118H227V116L225 114L226 113L225 112V109H226L225 107L227 106L226 104L228 102V100H224V99H225L226 96L227 97L230 96L229 98H231L232 95H230V93H229V96L228 95H226V96L223 95L224 97H222V95H220L221 94V92H220V94L219 93L218 94L221 96V98L219 96H218L219 98H217L215 96V94L213 95V97H212V94H211L212 93V90H213V93H217V91L219 89V87H217L218 85L220 86V90H222L223 88L221 89V87H223L224 85L227 84V83H225L226 81L225 82L222 81L224 85H222V82L220 83L221 78H219V77H222L223 74L222 75H219L220 74V71L217 70L218 69L217 67L219 66V69L220 70L223 68L222 70H224V71L225 70L226 71H230V69L228 70V67L227 68H226V66L224 67V65H226V64H224L225 63V59H224L223 62H221L222 63V66H223V67L221 66L222 68H220V65H221L220 62H218V63H220V65H217L218 63L215 64V61H216L215 59H213L212 61H207L208 64H211L210 62H214L213 63V66H214V64L217 65V67L214 66V67L217 68L216 70L213 69L214 70L213 71L212 69H210V71H213V74L215 75V77H216V75L219 76V77H217L219 79V81H217L219 83V84H217V86L215 85L216 82L215 83L211 82V81H213V79H214V81L218 80V79H216L214 77V75L213 76L211 75L213 78H212V80L209 79L210 80L209 81L208 80L209 77L208 78L206 76L203 77L199 73L193 75V73H190L192 71H190L187 68L188 72L190 71L188 73V76H189V74L195 76L194 83H195V80H196V76L197 75H200L201 78H207V82L208 83H206L205 80L204 81L202 80L203 82L200 81V82H202L201 83L202 85H204L205 83L207 84L205 87H203V89H205V90H203L199 86L202 89V90L200 89L199 91H200V93H202V95H203L202 97H205V100H201L202 98L200 97L201 96L200 94H199L200 96L199 95L196 96V94L195 95L193 94L196 91L195 89L198 90V88H199L198 85L200 83V82L198 83V81L201 80V79H199L198 81H196L197 88L195 87V89L193 90L194 92L192 90H189L188 91L187 89H185L186 88L185 87V84H186V86L188 85V83H187L186 80H189V79H187V76L184 75V74L187 73L186 70H185L186 69L185 66H183L181 70H183V69L185 70V73L183 72V74H182L185 77L184 76H182V77L184 78L183 80L186 81V83L184 84V81L182 80L183 81L182 84L184 85V88H182V86H183L182 84H180V86L182 85L181 87L179 86L180 88H182L184 90L183 91L181 89L183 93L185 92V94H183L180 91V89L178 91V88H179L178 85L179 84H177V83H181V82H177V81H179V80L181 81V78H182L181 76L179 78V77H177L178 75H176V74L179 73V71H181L180 69H179V71L177 70L179 68V64H180L178 60L174 62V64L176 66L174 64L171 65V67H172L171 68L172 75H173V71H174V70L172 71V69H173L174 66H175L174 67L175 68V72L174 73H176V70H177V73L174 74L175 76L173 75L174 77H177V81H176L177 82L176 83L177 85H175L176 87L171 85L172 88L171 87L170 88L171 89H173V87L177 88L176 90L179 93L177 91H175V89H174V91H175V93L177 92L178 94H181L182 93L183 95L181 94L180 97L178 95H175L174 94L173 95L174 97L172 96L173 98L171 97V99H170L167 96L169 93L168 94L167 93H164L169 98V100H163L165 95L163 94L164 95L163 96L161 94L162 95L161 98L162 97L163 98H162V100L159 101L158 98H153L154 96L153 97L151 96V95H155V97H156V93H158V91H156L154 89L155 87L153 88V86L152 87L150 86V89L151 90L154 89V94L151 93V95H150L151 97H148L147 96L149 94H146L147 97L146 96L143 97L142 95H141L142 96L141 97L139 95L140 96V97L138 96L139 98H141V99L142 98H144V99L146 98V100L145 101H140L139 104L136 102L137 103V106H135L136 104L134 105V103L133 104H130L129 103V99H127V98H130L131 96L130 97H127L126 98L127 100L124 99L126 101L122 100L123 101L122 103H120V101L117 100L118 102H117L116 106L119 105V103H120L121 106H122V110H121L120 105L117 106V108L113 109L111 115L109 114L110 116L115 115V116H113L114 118L113 117H110L108 115L110 117V119L113 120V119H115V117H119L120 118V120L118 119L119 121H121V119L124 120L120 116L122 112H123V115L125 114V118H126L125 120L128 119L127 121H130L129 117H131V116H128V115H132V117L133 116L134 117L136 116L135 119L133 118V120H135L134 121L135 122L134 124H132L133 120L131 121L130 125H128L129 122H126L125 120H124L125 122H122L121 121L122 123H125V124L128 123V124H126V126H124V124L121 123V127H122L121 129L120 128H117V126H118L116 124V123H118V122H116L117 119L114 121L115 122L114 123L111 120L108 121L109 118L108 119L106 118L108 122H111V124L110 123H107L108 125L110 124V126H107V128H109L108 130L111 132V136L109 134V136L111 138L109 137V139L112 140V142L109 141V139H108V142L109 143L111 142V144H116V145H112V146H115L114 148H116V146L117 147H120V144L121 145L124 144V141L125 140H121V138L122 139H127V140H128V138H132V140H133V143L132 144L133 145L130 144L129 147H128L127 144H129V142L131 143V139L129 140V142L128 141H125V142H128L127 144L125 143L127 145V148H130L131 146L133 148V146L135 144V146H134L135 148H133L134 150L132 148H130V149H132V151H134V153L136 155L135 154H132L133 152L131 151L132 152L131 153L130 152V149H127L129 151V154L131 153V155L128 154L129 157L130 156H133V155H135V157H136L135 160H133L134 165H132L133 162L132 163H129V165L131 164V166H133V168L135 169V173H134V169L133 170L130 169L132 171V173H134V174H132L129 169L127 171L124 170V172H126L125 174H127V176H125V174L123 172L124 177H125V180H126V183H125V181H123L124 178L122 179V183L125 184L124 186H127V188L124 187V189H126V192L130 193L131 195L130 194L127 195L126 192L124 194V190L122 188L123 187V184L122 183H120L122 186L117 185L118 183L115 180L116 184H113V178H112V183H111V184H113V186L111 185L112 188H110V190L113 189L114 185H117L118 186V187L116 186L117 189L118 188L120 189V187H121L122 190H123V193L121 192V190L120 191L119 190L117 191L115 187H114L115 190H114V192L112 190V193L113 194L114 193H117L115 195H118L119 197H121L123 195L121 197L122 200L124 199L125 195H127V197L130 196L128 198L126 197L127 200L128 199H131V201L133 200L134 203H130V200H128V201H125L126 203L129 202V203H127L128 205L127 206L125 205V206L128 207L131 204V206L133 208L134 207L133 204H134L136 206L135 211L138 212V213L134 212L133 211L134 209L131 210L128 207V211L125 210L127 213L124 214V215H122L123 212L125 213V211H123L122 209H119V207L121 206V203L122 202H119L118 201L119 202L118 203L116 200L119 197L116 199V196H114L115 199L113 198V200L116 201L117 204H120V205H117V204L115 205L114 202H113V200L110 199L111 198L110 196L113 195V194H111V195L109 194L110 193V190H108V192H109L108 194H107V192L105 193V194H107V196H105V198H104L106 201H107V198H108V200H111L113 202L114 206H116V208L118 210H120V211L122 210L123 211V212L121 211L122 212L121 216L122 217L124 216V217H123V219L122 218H119V219H122L120 221H125L126 220L125 219V216H127L126 218H128L129 216H133L134 214H132V213H131L132 215H129L128 216V214H130L129 212H132V211H133V213L139 214L137 216H141L142 217V215H144L147 218H150L149 220H151V219L154 220V218L157 219L158 216H161L162 217V214L164 212L166 213V210L168 211L170 208L173 210V208H175L174 206H177L176 204H179V203L181 205L182 204L183 205L186 204L187 202H185L184 200H186L185 198L188 195L190 197L189 198L187 197L188 198L187 200H190L191 198L194 199L195 196L197 198H199L201 195L204 194V193L201 194V192L206 191L205 193L207 194V190H208V192H210L209 190L214 189V187H212V188L210 187V189H209L207 187L208 184H209V186H211L212 184H214V186L216 188L215 183L214 182L212 183V181L216 180L217 181L216 183H218V185H217V191H218V186L220 187L219 188L220 189L219 191L223 190V192L222 191L221 192L218 191L219 192L218 195L221 196L222 193H224V195H222V197H223L226 194L227 197H228V199L226 198V196H225V199H227V201H229L228 202V206H226L227 208L225 207L227 209V211H226V209L223 208V205H221L222 203H220V205L222 207L221 208L218 207V208H220V210L222 209L221 213L224 210H225V213H228V214H226V216L228 215L227 218L230 220V226H232V228L229 226V229L231 228L230 230L228 229V227H227V229H224L223 231H222L223 228H221V230H220L223 233H224V231H227V230L229 231L228 233L225 232L226 233V238L225 239L223 238L224 240H226V242H224L223 239H222L223 248L225 246H227L226 245L227 243H231V242L233 244H230L228 246H230V247L232 246V247L235 248L234 241H236V243H235L236 244V247H237L236 249H238V250H236L234 248L233 249L230 248V249L232 251L234 250L233 253H235V250H236L237 254L240 256V257L238 256L239 257V259H238L239 261H241L240 258H243V257H245V255H249L251 253L250 252L251 251L250 250L251 244H247L248 246H246V250H245V245H246V241H247V238H246L247 235H245V233L247 232V229H246L245 226H244L245 229L243 227V225H246V224H243L244 221L242 222L243 217H244V220L248 218L249 220L247 219L246 221L251 222L250 223L251 225L253 224V227H251V229H253L252 231H255L254 232L255 234L257 233L258 236L259 235L260 236L261 235H264V60L262 61V64H261L260 63L261 62L260 61L261 58L259 59L260 62L258 61L257 63H260L261 65L258 66L259 67L258 68L257 65H259V64H257L253 68L254 70H255L256 67L258 68L256 70V72H255V75H254V73H252V72H254V70L253 71L252 70L249 71L250 68L252 69L251 65L249 66L246 63V62H248V60H247L248 57L247 58L245 57L244 59ZM262 57H264V56H262ZM203 58H204V61L202 60ZM135 60H133V62ZM137 60L135 62H137ZM239 60H238V62H236L237 64H239ZM242 60H240V61L243 63ZM166 61H167V63H166ZM143 62H144V64H143ZM156 62H157V60H156ZM207 62H206V64H207ZM227 62L229 63V64H227V66L230 67V65H231V67H232V64L229 61H227ZM241 62H240V64H241ZM122 63L123 64L124 63L125 64L128 63L124 67L125 70H124L123 66L121 65ZM236 63H233V64L236 65ZM135 64L137 65L138 63H135ZM158 64L159 65H163L162 64V61H159V63L157 62L156 65H158ZM170 64L167 66V69L164 70L163 72L160 69L163 70L164 67L163 68H160V67H158L159 66L158 65L157 67L159 68V72L161 71L164 74L168 73L167 75H169V77H170L171 72L168 69L170 67ZM206 64L205 65H202V66H205V67L207 66L206 67V69H207L208 68V64L207 65ZM142 65H144V67ZM235 65L233 67L236 68L237 66H235ZM128 66L133 67L134 65L131 64V65H128ZM128 66H127V70L128 71H126V73H125L126 75L123 74V76H128L129 71L132 69L130 67V70H129L128 69L129 68ZM155 66H154V69L157 68ZM211 66H212V64H211ZM213 66L211 68H213ZM134 67H133V69L136 68V67L135 68ZM209 68H210V66H209ZM100 69H99L100 72H98V71L96 72L97 74H95L96 76L94 77L95 79L93 80V81H95V83H96L95 85H97V87L100 86V84H103V82H105L104 84H105L106 88H107V86L109 84L112 86V84L115 82V79L116 78L117 79L119 78V77H116L114 79V77L117 76V75H119V74L116 75V73L113 74L112 72H110L111 74L114 75L113 78L110 77L111 78L110 80L112 82V84H111V83H109L110 81L109 82L107 81V80H109V76H111V75L110 74H107V77L108 78H106L104 76L106 73L104 72L105 74H103V71L100 70ZM121 69L124 70V72ZM133 69H132V71H133ZM145 69L147 70V68H145ZM112 70H110V71H112ZM146 70L144 72H146ZM242 70H244V71L242 72ZM245 70L247 71V74H245ZM157 71L158 70L156 69V71H154L155 72L154 74H156ZM168 71L170 72V74H169ZM201 71H203V72H201ZM210 71H208V72H210ZM215 71H217L219 73L218 74H215L214 73ZM148 72L150 74L151 71H148ZM161 72L159 74L162 75ZM117 73H119V72H117ZM133 73H135V72H133ZM133 73H131V75ZM224 73L225 74L226 73L229 74L228 72H224ZM147 74L145 76L144 73H143V77H144L143 79L145 80V77H146V79H147L148 82L146 80L145 81L147 82V84L148 83H152V81L154 80V77L152 78L153 80L150 81V82H149L148 79H150L153 76L152 75L153 73H151L152 76H150V77L148 76L149 74L148 75ZM159 74H156V75H158L159 77H161V75H159ZM136 75H137V70H136ZM141 75H142V71H141ZM193 76H191V79H190L192 81H193V79H192ZM208 76H210V75H208ZM225 76H227V75H225ZM239 76L237 78H239ZM129 77L131 78V77H134V76H130L129 75L128 78ZM104 78H106L107 80L103 81ZM122 78L120 76V78L118 80H121ZM130 78L128 80H130ZM155 78H156L155 80L157 81V78L158 77L155 76ZM188 78H190V77H188ZM198 78H200V77L198 76ZM246 78H248V77H246ZM112 79H114L113 80L114 82L112 81ZM126 79H127V77H124L123 80L126 81ZM163 79L165 80V78H163ZM159 80L160 79H158V82H159ZM161 80H162V78H161ZM125 81H124V84H125ZM134 81L135 80H133V83H134ZM119 82L120 81H118V82L116 81L114 84L118 85ZM163 82L164 83L162 85L160 83H158V84H160V86H157V87H159V88L161 87V89H162V86L164 84L166 85L165 81H163ZM106 83H108V84H106ZM120 83H123V82H120ZM120 83H119V85H120ZM128 83H129V81H128ZM128 83H127V85L125 87L128 86V88H129V87H131V86H129V84L130 83L132 84V82H130L129 84ZM153 83H155V81ZM153 83H152V85H154ZM192 83H190V85ZM147 84L145 83L144 85L142 84L143 86L142 85L141 86L144 87L145 89L146 88L149 89V86H147ZM155 84H157V82ZM190 85H188L187 87H189V88L191 87L192 88V85L191 86ZM194 85H196V84H194ZM213 85H215V87H217V89H216L217 91L216 92H214ZM103 87H104V85H103ZM120 87H123V86L121 85ZM142 87H141V89H142ZM22 88H23V86H22ZM165 88H166V86H165ZM165 88L162 89V90H167V88L166 89ZM226 88H228V87H226ZM107 89H109V88H107ZM150 89L148 91H150ZM224 89H225V86H224ZM111 90H113V89H111ZM142 90H143L142 91V93H143L144 92V89H142ZM158 90H160V89H158ZM225 90L227 91L229 89H225ZM22 91H23V89L20 91V93ZM155 91H156V93H155ZM205 91L206 92H210L211 91L210 92L211 95L207 96L208 93H206V96H205L204 95ZM226 91H222V93L223 92L225 93ZM230 91H231V89H230ZM17 92H18V90H17ZM17 92H16V94H17ZM172 92H173V90H172ZM196 92L198 94V91H196ZM159 93H158L157 96L160 95ZM161 93H163V92H161ZM173 93H171V95ZM133 94L135 95V93H133ZM133 94H130V95L133 96V100H134V95ZM143 94L145 95V93H143ZM236 94H234V96ZM135 96H137V95H135ZM166 96H165V98H166ZM210 96L212 98H215L216 97L217 98L216 100L218 102H220L218 100V99H220L222 103L219 104L215 99H212ZM234 96H233V98H234ZM198 97H200L201 99L198 98ZM206 97H207V99H206ZM208 97H210L214 102H216L218 104H216V103L215 104H212L214 102L213 101L210 102L211 99L208 100ZM131 99H132V97H131ZM156 99H158V100H156ZM235 99H236V96H235ZM235 99H233V100H235ZM133 100H130V102L133 101ZM222 100H224V101H222ZM21 101L22 100H20V102ZM127 101H128V103H127ZM136 101H138V99ZM230 101H231L230 103L233 104L232 103L233 102L232 99ZM17 102H19V101H17ZM133 102H135V101H133ZM240 102H242V103L240 104ZM231 104H228V105H231ZM132 105H133V107H132ZM221 105L224 106L225 109ZM119 107H120V109H119ZM220 108H223L224 111L222 109H220ZM15 109L18 110L19 109L18 106H16ZM117 109L119 110V112H117ZM228 109H229V107H228ZM115 110H116L117 113L114 112ZM120 110L122 111L121 113H120ZM227 111L229 112V110H227ZM113 112H114V114H113ZM228 112H227V114H228ZM18 113H19V111H18ZM119 113H120V115H119ZM104 117L105 116H103V118ZM103 120L106 121L105 119H103ZM223 122L224 123H227V124L223 125ZM112 124H114V125H112ZM115 124H116V126H115ZM119 124H120V122H119ZM122 125L124 126L125 130L127 129L126 131L129 134V137L128 138H127L126 135H125L126 137L124 136V134H127V133L125 132V130H122L123 129V126ZM98 130H102V133L101 134L103 136H107L106 135V131L107 130L102 129L101 127L100 128L98 127ZM103 131L105 132V135H104ZM123 131H124V134H123ZM100 132L98 131V133H100ZM122 136H124V137H122ZM119 140H121V142H123V144ZM109 143H107V144L109 145ZM118 144H119V146H118ZM109 146H108V148L110 149L111 146L110 147ZM121 147H120V149H121ZM114 148L112 147V149L109 150L113 154H115L114 153L115 150L119 149V148H116V149H114ZM5 149L7 150V148H3V151ZM119 150H117V151H119ZM128 151H127V153H128ZM1 152H2V150H1ZM4 152H6V151H4ZM4 152H2V153H4ZM7 152H8V150H7ZM7 152L4 155L1 153L3 155V157L0 159V263L2 262V264H21L22 262H24V257L27 254V252H24L26 249H25V247L23 245L22 246L21 245H18V243H17V245H14V244H16L15 241H13V242H15L14 244L11 243L12 245L9 242H8L9 244L6 243V239L9 238L7 236L8 234L6 235V233L9 230L6 232V230L8 228L5 229L7 226L5 225V223L3 224L4 221H1V219H2L1 216H2V213H3V211H2L3 210V208H2L3 207L2 206L3 204L2 203H3L4 200L6 201V199H8V197H9L8 194H10L9 192H11L10 191L11 190L10 188H12V183H13L12 181L9 180L10 178L7 177V171L6 170H8L7 169L8 166H10V168H12L13 167L12 165H14V164H15L14 167H13L14 170L16 169L15 167H18L19 166V164L16 166V164L18 162L16 161L17 163H15V161L11 160V159H14V158H10V156H8L10 154H7ZM2 155H0V157ZM116 155H118V152H117ZM113 158H114V155H113ZM132 159H134V158H131L130 159V162L132 161ZM250 160H251V162H250ZM253 161H254V163H253ZM13 162H14V164H13ZM247 162H249V165H248ZM20 166H22V165H20ZM20 166L16 169V171H17L18 177L22 178V180L25 181L23 178H25V179L28 178L26 173L28 172V168L29 167L24 168V167H26L25 165L23 167H20ZM25 169H26V171H25ZM31 169H32V167L29 168V170H31ZM125 169H127V168H125ZM32 170H31L32 173H31V171L28 172V173H30V174H28V176L34 174V172H38L37 173L38 175L37 174H34V176H31V177L29 176L30 178H28L27 180L29 181V179H31V180L34 179L35 182H36V178L39 176V174H41V172L39 171V169H38V171L35 170V169H32ZM42 174L44 175L43 171H42ZM42 174L40 175L41 177H42ZM24 175H26V176L23 177ZM36 175H37V177H36ZM37 181H38V179H37ZM130 182H132V184ZM129 184L130 185H134V187H135V185H137V187H135L136 190H135V188L133 186H132L133 188H131V190L134 189L135 191H137V188H138V192L141 195L140 194H137L138 192H136V194H137V198L139 197L138 195L141 196V201L136 202V201L140 200V198L138 200H136V201L131 198V197H133V194L135 195V193H133L135 191L134 190L131 191L132 193L129 192L130 190L127 191V189H130V188H128L129 187L128 186ZM214 191H216V189ZM121 193H122V195H121ZM198 195H200V196H198ZM191 196H193V197H191ZM204 196H203V198L201 196V198H200L201 201H202V199H204ZM134 198H135V196H134ZM219 198L222 199L221 197H219ZM219 198H217V199H219ZM120 199H118V200H120ZM194 200H192V201H194ZM183 201L185 203H182ZM219 202H222V200L219 201ZM126 203H124V204H126ZM225 203H227V202H224V204ZM181 205H179V207ZM187 205L189 206V203ZM225 205H227V204H225ZM184 206H186V205H184ZM121 208H123V206ZM190 208H193V207H190ZM190 208H188V210ZM111 209L112 208H110V210ZM125 209H127V208H125ZM174 210H177V209L175 208ZM191 210L192 209H190L189 212H191ZM111 211L108 210V212H105V213H108L109 216H111V217H109L108 214L107 215L105 214V216L106 217H109L110 218V221L112 222V220L114 221L115 216H113L114 217V219H113L112 218ZM173 211H171V214H172ZM112 212L114 213V211H112ZM175 212L176 211H174V213ZM225 213H222V215H224ZM244 215L246 216V218H245ZM134 216L132 218H134ZM137 216H135V217H137ZM144 216H143V218H144ZM226 216H223V217L225 219H227ZM106 219L107 218H105V221H106ZM193 219H195V221H197L196 223L199 224L198 223V220L196 218H194V217L191 218V221ZM147 220L148 219H145V221H147ZM149 220L147 221V223L148 224H151V223H149ZM110 221H107V222L110 224ZM155 221H153V222H155ZM191 221H189V224L190 223L196 224L195 222H193L194 220L192 222ZM226 221H228V220H226ZM226 221H225V228H226V225H228L226 223H229V222H226ZM112 223H114V222H112ZM122 223H120V224H122ZM189 224L187 222V225L189 226V228L188 227L186 228L185 225H184V228H186V231H187V229H190L192 231V229L190 228V225H192V224H190V225ZM197 224H196V226H197ZM110 225H112V224H110ZM123 225L126 226L127 224H125V222H124L122 224V228H123ZM125 226H124V228H125ZM192 226H195V225H192ZM195 227H193V229H198L199 228V227L198 228L197 227L195 228ZM126 228L129 230L131 227L129 226V227H126ZM182 230H183V228H182ZM198 230H200V228ZM193 231H196V230H193ZM122 232H123V230L120 231L119 234L122 233ZM127 233H129V231ZM222 236H225V235L222 234ZM239 237L242 240L244 238H246L245 245L243 244V241L245 239L243 241H241L239 239ZM247 237H249V236H247ZM263 237L264 236H262L261 238H263ZM121 238L125 239L123 236L120 237V239ZM227 239H228V242H227ZM238 239L240 240V242H238ZM121 242L123 243L124 240L123 241H120V243ZM248 242L249 241H247V243ZM249 243H251V242H249ZM7 245H9V247H7ZM120 245H121V247L123 245V248H126V247H124V245H126V242L123 243V244H120ZM120 245L117 246V248H119ZM249 245H250V247H249ZM120 249H118V250H120ZM222 249H221V251L223 252L224 250H222ZM230 249L228 247L226 249V251L228 250V253H229V251H231ZM122 250H124V249H121V251ZM121 251H118V252L120 253ZM246 251H247V253L249 252V254H247ZM196 252H197V254H195L194 257L196 256L195 258L198 259L199 258V257L197 258L198 251H196ZM252 252H253V250H252ZM120 254H122V253H120ZM223 254L225 255V252H223ZM230 254H228L229 257H230ZM252 254H250V255H252ZM228 255L226 254V256H228ZM231 255L234 256V254H231ZM253 256H255V255L253 254ZM229 257H227V258H229ZM248 257H250V256H247V258H246L247 262L250 261L249 260L250 258L253 259V261H254V258H256V257H254V258L250 257L248 259ZM224 258H225V256H224ZM232 258L233 257L231 256V258H230V260H232L231 262L234 261L233 259L236 260L235 257L233 259ZM25 259H26V257H25ZM244 259H243L244 262L243 261H242L243 263H240L239 262V264H246V262H245L246 260H244ZM71 263L73 264V261ZM234 263L236 264V262H234ZM251 263L253 264L252 260H251ZM256 263L258 264L257 261H256ZM74 264H75V262H74ZM183 264H185V263H183Z\"/></svg>", "mask_w": 264, "mask_h": 264}, {"label": "trees", "instance_id": "trees-1", "mask_svg": "<svg viewBox=\"0 0 264 264\" xmlns=\"http://www.w3.org/2000/svg\"><path fill=\"white\" fill-rule=\"evenodd\" d=\"M53 6H54V0H51L50 1V5H49V21L51 22V23H53L54 25H58V24H56L55 22H53V19H52V10H53ZM11 88V87H10ZM8 101H9V92H8V94H7V96H6V101H5V104H4V108H3V112H5V110H6V107H7V104H8ZM9 132V131H8ZM7 134V133H6Z\"/></svg>", "mask_w": 264, "mask_h": 264}]
</instances>
